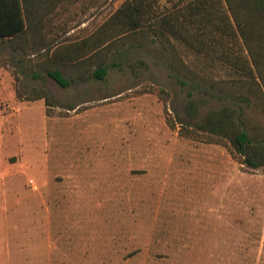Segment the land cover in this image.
I'll return each instance as SVG.
<instances>
[{"label":"rangeland","instance_id":"rangeland-1","mask_svg":"<svg viewBox=\"0 0 264 264\" xmlns=\"http://www.w3.org/2000/svg\"><path fill=\"white\" fill-rule=\"evenodd\" d=\"M124 1L63 0L42 17L38 50L0 43V217L17 222L0 233V262L264 264V169L191 126L210 109H245L229 96L244 81L262 102L250 130L264 135V85L205 57L214 88L195 91L169 67L195 56L150 30L74 55ZM175 1L157 0L155 16ZM191 98L205 100L196 120L184 112Z\"/></svg>","mask_w":264,"mask_h":264},{"label":"trees","instance_id":"trees-1","mask_svg":"<svg viewBox=\"0 0 264 264\" xmlns=\"http://www.w3.org/2000/svg\"><path fill=\"white\" fill-rule=\"evenodd\" d=\"M55 1L0 0V43L8 42L12 50L21 51L42 47L41 19L51 12ZM156 5L157 0H125L107 21L106 33L104 30L98 37L82 41L80 46L76 45L73 54L89 55L90 58L92 52L105 48L110 40L144 35L145 30H150V36L161 42L164 49L167 50V39L171 37L195 56V60L183 62L182 69L169 60V67L176 73L181 72L195 91H203L206 86L209 90L214 88L205 75L206 68L200 64V59L205 57L215 58L242 75H255L256 86L264 85V0H176L170 11L160 16L154 14ZM236 43L241 45L240 54L233 55L228 46ZM64 57L73 62L69 56L56 58L60 61ZM46 74L60 88L68 87L69 81L62 72L46 70ZM79 74H82L80 69ZM92 74L103 79L106 68L99 66ZM229 96L244 104L245 109L235 106L210 109L191 126L217 140H226L248 169H264V135L251 132L249 125L250 111L260 104L257 90L247 88L241 81L239 91ZM204 103L202 98H191L185 106L186 116L191 120L198 119Z\"/></svg>","mask_w":264,"mask_h":264},{"label":"crops","instance_id":"crops-1","mask_svg":"<svg viewBox=\"0 0 264 264\" xmlns=\"http://www.w3.org/2000/svg\"><path fill=\"white\" fill-rule=\"evenodd\" d=\"M55 2H56V4L59 3V5L64 3L63 0H57ZM5 209L6 210L9 209V207H4V206L0 205V214H4L2 212H4ZM16 224H17V222L14 220L13 217L1 216L0 217V233L3 235V233H5L4 231H5V229H7V227H14ZM48 263L50 264V261L46 262V264H48ZM0 264H15V263H13V262L1 263L0 262Z\"/></svg>","mask_w":264,"mask_h":264}]
</instances>
